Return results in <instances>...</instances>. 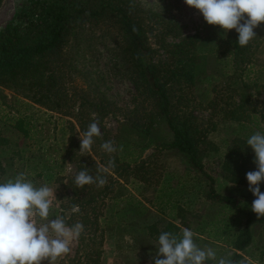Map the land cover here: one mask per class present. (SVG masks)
Listing matches in <instances>:
<instances>
[{"label":"trees","instance_id":"16d2710c","mask_svg":"<svg viewBox=\"0 0 264 264\" xmlns=\"http://www.w3.org/2000/svg\"><path fill=\"white\" fill-rule=\"evenodd\" d=\"M27 2L28 7L0 31V90H8L14 96L74 121L67 122L70 134L61 163L67 161L72 164L76 173L87 167L89 174L95 176L98 164L107 166L110 159L115 161V167L102 174L107 179L104 187L98 188L93 184L81 189L71 179L68 183L71 194H65L61 201V195L54 199L56 205L58 200L60 202L59 209L52 213L53 218L63 216L69 225L76 222L84 225V232L59 264H100L104 234L108 230L104 219L106 215H112L108 205L121 203L125 205L118 211L130 210L135 215V220L123 229L135 235L136 242L144 240L145 248L140 244V249L156 251L154 245L161 232L180 233L187 227L194 232L197 245H207V239L224 243L230 246L228 257L241 261V254L253 241L251 225L263 221L264 217H258L251 211L252 202L256 199L251 192L225 196L215 191L214 181L205 172L203 164V158L214 148L207 140V128L203 129V124L199 123L194 113L199 110L226 112L222 119L237 125L222 170L229 182H248L246 173L250 169L247 164L252 162L249 155L253 150L246 140L258 129L264 132L261 127L264 125V113L260 118L252 111L247 114L248 95L253 85L241 78L234 81L237 85L236 102L234 98L231 100L230 96L220 94L223 89L219 88V82L214 83V76L226 81L230 77L222 66L220 70V59L212 43L220 33L231 59V71L236 73L243 65L252 62L253 39L247 46L241 47L235 29L225 33L220 26L209 25L206 21V36L183 35L178 24L143 8L136 0ZM108 38L112 42L111 47L106 42ZM168 39L171 41L168 42ZM100 43L111 51L119 74L133 85L136 106L130 114L137 111L124 118L117 132L121 135H112L122 150L108 158L100 154L101 144L108 138L104 120L116 115L118 108L106 97L104 79L97 65L92 66L94 51L97 52ZM227 103L233 107L223 109L221 105ZM93 121L100 127L101 135L94 138L99 142L93 144L91 152L81 153L80 142H75L72 133L76 125L82 134ZM244 126L249 127L246 132H243ZM14 127L25 138L29 137L32 126L28 117L15 118ZM211 128L214 130V125ZM139 139L146 141L157 155L168 152L181 156L185 162L182 170L206 178L209 185L205 199L218 205L224 214L230 211L242 214V219H234L235 228L231 227L232 219L224 216L220 225L216 223L202 231L193 216V221L189 222L181 215L180 208L177 207L179 212L172 219L162 218L147 206L151 198L144 197L143 202L132 196L127 187L134 183L154 191L150 172L155 173L157 169L145 153L139 152L140 146L135 145ZM1 145L7 146L9 160L17 156L10 142L0 135V152L3 154L5 147ZM26 162V176L32 181L35 177L47 180L60 177L54 168L49 176V172L45 174L39 169L40 161L27 159ZM17 174L13 172L14 177ZM138 187L135 186V189ZM260 188L264 192V182ZM167 201L163 202V207H167ZM73 205L78 206L75 212L72 211ZM203 234H206L205 239L200 237ZM207 264L213 262L208 261Z\"/></svg>","mask_w":264,"mask_h":264},{"label":"rangeland","instance_id":"374dc122","mask_svg":"<svg viewBox=\"0 0 264 264\" xmlns=\"http://www.w3.org/2000/svg\"><path fill=\"white\" fill-rule=\"evenodd\" d=\"M140 6L145 9H151L154 12L160 14L165 20L174 22L181 27L183 35H199L206 36L204 29L205 20L203 15L199 13L197 9L191 8L185 4L184 0H136ZM28 7L27 0H0V31L12 21V19L18 15L23 9ZM256 37L253 38L252 43V62L241 67V70L235 72L231 71V59L228 54V49L223 44L221 34L216 36L215 43H212L215 47V53L220 59L219 68L221 66L225 73L228 74L229 80H223L220 76H214V83H218L220 89H223L220 94L222 96H230L238 100L236 95L235 85L236 80L241 78L244 82L253 85L250 94L248 95L247 114H251L250 111L256 113L260 118L264 113V22L259 27L255 28ZM214 38V37H212ZM101 40V39H100ZM168 42L171 40L168 39ZM108 45L111 47L112 42L108 38ZM212 42V41H211ZM261 45V46H260ZM97 52L94 51L95 56L92 62V66L97 65V70L102 74L104 79L103 89L106 92V97L118 108L116 115L107 117L104 120V127L107 133V140L114 141L112 135H121L120 125L124 122V118L134 115L137 111L130 112L136 106V102H133L135 90L131 82L124 79L119 74V68L112 60L111 51L106 48L102 43L98 44ZM224 53V54H223ZM220 70L218 72H220ZM223 81V82H220ZM226 81V82H225ZM220 91V90H219ZM233 102V101H232ZM225 104V103H223ZM221 107L223 109L232 108V104H228ZM139 112V111H138ZM198 118L199 123L203 124V129L207 128V140L213 146L214 151L208 152V155L203 158L204 170L214 181V189L217 193L225 196L246 195L250 191L248 190V182L241 184L229 182L225 179L224 172L222 170V164L226 156V151L230 146V141L235 137V128L237 125L234 122L226 121L222 119L227 114H223L221 111H209L199 110L194 113ZM26 116L31 122V130L29 137L25 138L15 127V118ZM142 116V114L140 115ZM67 122L74 121L62 114L50 112L44 108L37 106L29 101L22 99L21 97L14 96L10 91L0 90V135L10 142L13 149L17 151V156L10 158L6 145L5 152H0V182H4L7 179L14 178L13 172H24L27 170V159H33L39 162V169L46 174L52 168L59 172L60 177L57 179L51 178L49 180L43 178H34V183L37 186L47 184L49 187L56 191V196L61 195L60 201L64 198L65 194H71V189L68 187V183L77 174L75 167L62 161L63 149L65 148V142H68V136L70 131L67 129ZM260 124V119H259ZM75 125V124H74ZM215 127L213 130L211 126ZM252 125V124H251ZM261 127L264 130V125ZM246 132L248 126L243 127ZM254 130V129H253ZM257 131H260L259 129ZM75 136V142H80L78 127L75 125V131L72 133ZM99 142V141H95ZM103 143V142H102ZM147 142L144 140H138L135 145L140 146L141 153H145L148 157V161L157 166V169L151 173L153 176L151 182V188L143 187L140 183L131 184L127 187V190L131 192L132 196L143 200V198L152 199L147 206L162 218L172 219L181 212L183 217H186L187 221L197 220L199 229L205 231L211 227V225H220L221 218L224 216L229 217L231 220V227L234 229V219L236 217H243L241 213L233 214L230 211L227 214L223 213V210L216 204L209 202L205 199V193L208 190V180L206 178H199L193 175L191 172L182 170L185 166L181 156L175 153L162 152L157 155L154 149L146 147ZM143 145V146H142ZM117 148V154L121 152L120 144L115 142ZM134 147V146H133ZM146 147V148H145ZM147 151V152H146ZM115 152V153H116ZM115 153L108 154L103 150L100 154L104 155V158L114 156ZM152 155L151 157H149ZM155 155V156H154ZM252 162L247 164L249 171H254L256 165L253 163L255 154L254 151L250 152ZM55 160V161H54ZM61 166V168H60ZM59 167V168H56ZM153 168V167H152ZM254 168V169H253ZM8 169H11L8 171ZM70 169V171L68 170ZM55 171V172H56ZM54 172V171H53ZM62 176V177H61ZM55 180V181H54ZM158 181V182H157ZM155 184V185H154ZM135 186H139L135 189ZM142 188V189H141ZM161 188H164L163 190ZM168 197L170 198L169 201ZM58 200V204L60 202ZM167 201V207H163V202ZM144 202V200H143ZM53 201V205L50 208L49 219H54L52 213L59 209V205ZM108 205V203H107ZM125 205H108L111 208L112 215H106L104 221L108 224V230L105 232V240L102 246L103 255L100 264H149V253L155 255L153 249L145 248L144 240L141 243L136 242L135 235H130L123 229V226L135 220V215L130 213V210H123L118 208ZM178 207V209H177ZM118 213L116 214V212ZM184 212V213H183ZM179 221H176L178 223ZM251 235L253 237L252 244L241 254L243 264H264V220L254 222L251 225ZM205 235L200 236L205 239ZM72 244L71 248L74 247ZM141 244V245H140ZM138 245L142 246L140 249ZM211 247L217 253V257H228L231 253L230 246L224 243L213 242L207 239V245L202 244L200 247ZM58 258L56 264H59ZM240 262V261H239ZM42 264H48L47 261H43Z\"/></svg>","mask_w":264,"mask_h":264},{"label":"clouds","instance_id":"9594fccd","mask_svg":"<svg viewBox=\"0 0 264 264\" xmlns=\"http://www.w3.org/2000/svg\"><path fill=\"white\" fill-rule=\"evenodd\" d=\"M197 9L209 25H218L226 33L235 29L238 45L245 47L256 37L255 28L264 22V0H184ZM101 135L98 123L93 121L80 136L81 153L91 152L94 138ZM246 144L254 151L255 171L246 173L248 190L256 197L251 211L264 217V132L252 134ZM101 149L112 154L117 151L115 142L105 141ZM115 167L114 159L107 166L97 165L98 174H89L87 167L74 176V185L84 188L95 184L102 188L107 184L104 173ZM70 171V169H68ZM47 184L37 186L24 172L0 182V264H56L58 258L68 254L71 246L84 232V225L67 224L65 217L49 219L50 208L56 199ZM78 210L73 205L72 211ZM194 232L183 228L180 233L161 232L155 243V255L149 253V264H243L230 257H217L211 247H200L194 241Z\"/></svg>","mask_w":264,"mask_h":264},{"label":"crops","instance_id":"0c3cea01","mask_svg":"<svg viewBox=\"0 0 264 264\" xmlns=\"http://www.w3.org/2000/svg\"><path fill=\"white\" fill-rule=\"evenodd\" d=\"M170 198H168V201H169ZM152 250V249H151ZM154 252H156L154 249H153Z\"/></svg>","mask_w":264,"mask_h":264}]
</instances>
